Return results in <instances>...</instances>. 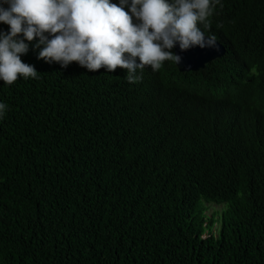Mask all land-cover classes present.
Returning <instances> with one entry per match:
<instances>
[{
    "label": "trees",
    "instance_id": "trees-1",
    "mask_svg": "<svg viewBox=\"0 0 264 264\" xmlns=\"http://www.w3.org/2000/svg\"><path fill=\"white\" fill-rule=\"evenodd\" d=\"M222 5L225 52L197 71L165 61L129 84L30 45L39 79L0 81V264H264V122H239L264 120V0ZM232 192L250 241L204 240L201 207Z\"/></svg>",
    "mask_w": 264,
    "mask_h": 264
},
{
    "label": "clouds",
    "instance_id": "clouds-1",
    "mask_svg": "<svg viewBox=\"0 0 264 264\" xmlns=\"http://www.w3.org/2000/svg\"><path fill=\"white\" fill-rule=\"evenodd\" d=\"M218 5L223 6L222 0H0V23L9 26L0 30V81L12 85L18 77L39 79L36 68L21 59L31 45L39 49L37 59L47 63L67 67L77 62L90 71L104 67L108 72L119 66L129 84L138 83L146 66L157 72L165 61L177 65L181 56L172 51L177 45L181 51L218 49L209 19ZM6 112V103L0 101V119ZM247 113L240 114L239 122L250 124L253 132L264 120ZM236 141L245 151L243 142ZM259 173L256 177L264 179V171ZM232 193L236 201L218 196L201 207L198 223L205 228L204 240L222 238L232 245L235 234L242 245L250 241L251 203ZM256 242L261 243L257 248L264 246V238Z\"/></svg>",
    "mask_w": 264,
    "mask_h": 264
},
{
    "label": "water",
    "instance_id": "water-1",
    "mask_svg": "<svg viewBox=\"0 0 264 264\" xmlns=\"http://www.w3.org/2000/svg\"><path fill=\"white\" fill-rule=\"evenodd\" d=\"M218 49L200 48L199 46L192 47L187 50L181 51L177 46L174 47V54L181 56V61L177 64L181 71L184 70H199L213 61L214 59L222 56L225 52V47L217 41Z\"/></svg>",
    "mask_w": 264,
    "mask_h": 264
},
{
    "label": "rangeland",
    "instance_id": "rangeland-1",
    "mask_svg": "<svg viewBox=\"0 0 264 264\" xmlns=\"http://www.w3.org/2000/svg\"><path fill=\"white\" fill-rule=\"evenodd\" d=\"M210 211H212V209H210Z\"/></svg>",
    "mask_w": 264,
    "mask_h": 264
}]
</instances>
